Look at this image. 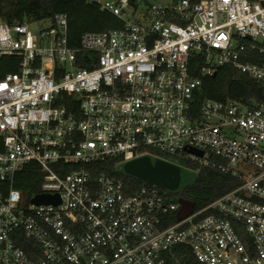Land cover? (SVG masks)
<instances>
[{
	"label": "built area",
	"instance_id": "built-area-1",
	"mask_svg": "<svg viewBox=\"0 0 264 264\" xmlns=\"http://www.w3.org/2000/svg\"><path fill=\"white\" fill-rule=\"evenodd\" d=\"M89 1L123 28L72 46L65 14L0 18V61H19L0 79V264H264V101L207 98L194 110L219 68L264 84V0ZM146 156L242 183L178 221L172 191L145 181L128 194L122 173L87 169ZM29 163L38 194L60 204L14 187ZM62 163L77 168L61 176Z\"/></svg>",
	"mask_w": 264,
	"mask_h": 264
},
{
	"label": "trees",
	"instance_id": "trees-1",
	"mask_svg": "<svg viewBox=\"0 0 264 264\" xmlns=\"http://www.w3.org/2000/svg\"><path fill=\"white\" fill-rule=\"evenodd\" d=\"M133 5L138 0H130ZM56 14H65L68 17V38L72 46H78L85 32H99L111 29L123 28L124 22L113 14L100 9L96 2L89 0H0V18L7 23L40 21L54 18ZM203 65V58L195 56L191 59L190 70L194 77L199 75ZM19 61L13 57H4L0 61V79L8 73L18 71ZM212 98L216 100H244L264 101V84L249 78L247 75L235 71L231 67L219 68L216 75L204 80L201 90L197 93L194 102V110L199 111L202 102ZM73 99V98H72ZM213 160H219L214 157ZM119 159H110L103 162H95L87 165V169L95 174H115ZM182 165L196 168L197 165L181 161ZM37 165L29 163L17 173L14 187L21 190L26 196H32L42 191V175L35 170ZM65 169L58 172L61 176L77 168L74 164H60ZM195 181L178 192L179 198L189 199L195 202L196 209L207 206L220 196L234 190L242 181L227 175L217 169L204 167L197 173ZM127 185H132L128 194L134 188L141 187L145 181L139 178L124 175ZM29 255L36 257L33 250L41 255L43 249L39 244L30 239L21 241Z\"/></svg>",
	"mask_w": 264,
	"mask_h": 264
},
{
	"label": "water",
	"instance_id": "water-1",
	"mask_svg": "<svg viewBox=\"0 0 264 264\" xmlns=\"http://www.w3.org/2000/svg\"><path fill=\"white\" fill-rule=\"evenodd\" d=\"M191 151L199 156L203 155V152L200 150L191 149ZM137 160L139 164V179L169 190L177 189L182 185V175L185 173V170L181 167L151 156L142 157ZM179 201L182 207L177 212L176 216L177 220L181 221L192 215L196 204L194 201L185 198H180ZM32 202L36 204L53 203L58 205L61 203V199L59 194H38L32 198Z\"/></svg>",
	"mask_w": 264,
	"mask_h": 264
},
{
	"label": "rangeland",
	"instance_id": "rangeland-1",
	"mask_svg": "<svg viewBox=\"0 0 264 264\" xmlns=\"http://www.w3.org/2000/svg\"><path fill=\"white\" fill-rule=\"evenodd\" d=\"M173 164H175V165L181 167L183 170H185V173L182 175V181H181L182 185L180 187H178L177 189H171L170 190L173 192V198L175 200H177L179 198L178 192L181 189L191 185L195 181L198 174L191 167H185L179 163H173ZM138 168H139V164H138L137 159L120 161L116 166V170L118 172L122 173L123 175H128V176L135 177V178H139Z\"/></svg>",
	"mask_w": 264,
	"mask_h": 264
}]
</instances>
